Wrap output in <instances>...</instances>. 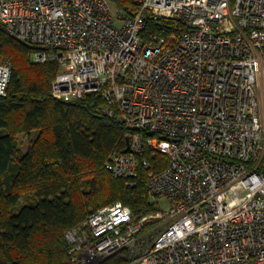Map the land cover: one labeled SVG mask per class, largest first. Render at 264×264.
<instances>
[{
    "label": "built area",
    "instance_id": "1",
    "mask_svg": "<svg viewBox=\"0 0 264 264\" xmlns=\"http://www.w3.org/2000/svg\"><path fill=\"white\" fill-rule=\"evenodd\" d=\"M0 0V27L58 62L56 99L100 92L129 132L105 161L128 180L144 154L157 210L114 202L65 231L72 264L127 250L124 264H264V0ZM147 21L178 34L145 36ZM11 74L0 58V96ZM149 226L145 228V225Z\"/></svg>",
    "mask_w": 264,
    "mask_h": 264
},
{
    "label": "trees",
    "instance_id": "2",
    "mask_svg": "<svg viewBox=\"0 0 264 264\" xmlns=\"http://www.w3.org/2000/svg\"><path fill=\"white\" fill-rule=\"evenodd\" d=\"M109 1L126 13L134 9L131 0ZM179 27L147 21L144 34H178ZM33 50L0 27V58L11 65L0 96V264H72L65 231L114 202L128 206L135 219L156 211L146 175L165 168L167 159L144 154L148 167L139 165L131 187L127 179L113 176L105 161L112 152L126 150L129 135L118 112L112 107V115L105 113L100 92L70 101L52 97L59 64L33 62ZM128 259L127 250H121L97 264Z\"/></svg>",
    "mask_w": 264,
    "mask_h": 264
},
{
    "label": "rangeland",
    "instance_id": "3",
    "mask_svg": "<svg viewBox=\"0 0 264 264\" xmlns=\"http://www.w3.org/2000/svg\"><path fill=\"white\" fill-rule=\"evenodd\" d=\"M20 149L22 150V151H24L25 149H26V145H24V143L20 146Z\"/></svg>",
    "mask_w": 264,
    "mask_h": 264
},
{
    "label": "bare ground",
    "instance_id": "4",
    "mask_svg": "<svg viewBox=\"0 0 264 264\" xmlns=\"http://www.w3.org/2000/svg\"><path fill=\"white\" fill-rule=\"evenodd\" d=\"M133 181V180H132Z\"/></svg>",
    "mask_w": 264,
    "mask_h": 264
}]
</instances>
